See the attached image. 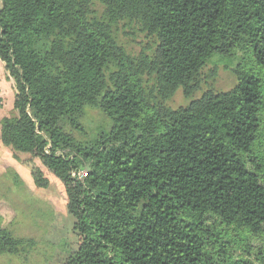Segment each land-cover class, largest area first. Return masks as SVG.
<instances>
[{
  "label": "trees",
  "instance_id": "trees-1",
  "mask_svg": "<svg viewBox=\"0 0 264 264\" xmlns=\"http://www.w3.org/2000/svg\"><path fill=\"white\" fill-rule=\"evenodd\" d=\"M121 22L155 39L152 57L125 55ZM237 54L227 92L144 98L143 70L162 101L189 97L212 58ZM0 61L17 114L0 141L60 181L82 237L64 264H264V0H0ZM86 109L111 124L88 141ZM29 246L0 226L1 255Z\"/></svg>",
  "mask_w": 264,
  "mask_h": 264
},
{
  "label": "rangeland",
  "instance_id": "rangeland-1",
  "mask_svg": "<svg viewBox=\"0 0 264 264\" xmlns=\"http://www.w3.org/2000/svg\"><path fill=\"white\" fill-rule=\"evenodd\" d=\"M97 18L102 7L94 5ZM118 46L136 64L142 58H150L156 47L154 38L129 22H121L113 28ZM239 54L215 56L202 69L199 87L189 97L181 89L168 100L162 101L156 94L154 80L146 72L138 79L144 98L150 105L170 109L184 107L200 98L208 89L227 92L236 84V69ZM15 84L4 64L0 61V121L4 117H16L14 109ZM83 132L77 139H97L110 129V121L98 110L86 109L81 121ZM33 161L48 180L47 188H37L29 170L22 164ZM84 168L78 172L83 179ZM0 226L12 231L13 235L29 241L30 246L18 255H1L0 264H64L68 254L78 250L82 237L75 229V220L67 210V196L60 181L45 168L38 159L28 154L17 153L0 141Z\"/></svg>",
  "mask_w": 264,
  "mask_h": 264
}]
</instances>
